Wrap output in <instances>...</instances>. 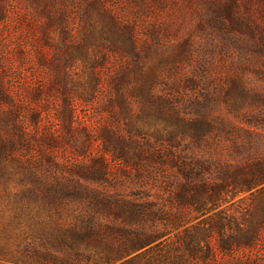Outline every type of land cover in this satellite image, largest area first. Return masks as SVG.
<instances>
[{
  "label": "rangeland",
  "instance_id": "rangeland-1",
  "mask_svg": "<svg viewBox=\"0 0 264 264\" xmlns=\"http://www.w3.org/2000/svg\"><path fill=\"white\" fill-rule=\"evenodd\" d=\"M229 2L234 4L231 5L234 7L233 17L244 23L242 30H231L213 23L216 6L219 8ZM101 9L116 20L122 34L127 31L134 35L138 53L136 49L131 54L118 49L105 53L106 48L95 33L102 26ZM263 30L264 0H0V83L13 96L23 118H28L29 112L41 113L38 128L35 126L37 129H34L38 134L37 147H33L31 154L37 158L43 151L41 147L45 146L43 136L46 131L59 128L56 116L63 111L65 99L73 104L75 124L88 130L92 137L104 128L121 131L128 138L130 125L151 128L152 125L137 118L140 109L134 98L132 100L129 96L132 112L128 111V115L123 114L117 105H114L113 112L104 104L112 96V80L136 61L147 64L149 57L145 58L143 53L145 46H155L159 55L168 58L166 63L159 65L155 90L161 94L166 92L181 103L193 95L203 99L201 94L207 88L206 83L201 81L196 90L183 84L169 88L178 80H187L186 76L197 77L196 69L205 65L218 74V84L226 79L229 83L232 79L247 88L260 86L264 82V53H256L254 48L262 41L259 34H263ZM182 46L186 51L180 55ZM135 54L141 58H135ZM132 79L131 76L130 81ZM93 80L97 84L90 87ZM215 88L212 84L209 91L203 93H213ZM89 93L91 100H83ZM212 112L220 117L227 110L220 103L212 108ZM233 124L232 128L220 129L216 125L207 141L199 148H193L191 154L217 163L235 162L252 154L254 159L264 162V128L249 126L235 118ZM143 134L150 139L147 133ZM130 135L143 140L141 134ZM49 151L54 153L53 158L64 162L74 164L77 158L81 164L99 168L97 163H90L104 158V173L94 183L83 179L81 173L72 171V174L116 197L152 201L155 206L151 212L145 211L144 218L132 225L103 220L105 225L115 223L124 232L141 229L149 236H157L153 241L107 263H102V258L111 251H101L100 247L97 249L90 244L80 249L84 254L82 264H122L127 260L134 262L135 257H138L136 263L147 259L154 264L158 261L160 264H240L242 261L264 264V227L252 249L232 253L218 250L220 234L217 228L210 230L214 223L229 217L245 224L244 216L247 217L259 201L257 192L262 184L221 193L223 199L215 205L207 203L208 199L202 194V209L192 205L179 208L169 189L173 184L170 169L139 173L110 153L102 154L98 140L93 141L80 157L72 156L75 148L71 145ZM25 153L28 152L24 150L22 154ZM67 167L73 168L70 163ZM18 189L15 182L7 188L0 187V264H8L5 259L29 261L33 248L40 246L41 241L44 244L48 242L46 238L39 237L41 227L34 223L35 216L30 220L26 213L14 209L12 194ZM67 209H64L63 216ZM225 230V239L233 238L227 237L231 232L227 228ZM206 234L210 239L205 243L202 238ZM234 237L241 238L242 232L235 231ZM188 245L197 248L195 253L186 249ZM60 251V256H69V250Z\"/></svg>",
  "mask_w": 264,
  "mask_h": 264
},
{
  "label": "trees",
  "instance_id": "trees-1",
  "mask_svg": "<svg viewBox=\"0 0 264 264\" xmlns=\"http://www.w3.org/2000/svg\"><path fill=\"white\" fill-rule=\"evenodd\" d=\"M229 3L219 8L216 6L213 23L231 30H242L244 23L233 17L234 7L231 5L234 4ZM100 12L102 26L95 33L104 44L105 53L118 49L131 54L136 49L134 35L127 31L122 34L116 20L104 10L101 9ZM262 32L259 36L263 39L254 48L256 53H264V30ZM185 51L182 46L179 54L182 55ZM143 53L145 58L149 57L147 64L136 61L121 72L117 79L112 80V96L104 104L113 112L114 105H117L123 114L128 115V111L132 112L129 99L134 98L140 109L137 118L140 122L152 125L151 128H134L130 125L127 128L129 138L121 131L104 128L92 137L88 130L75 124L73 104L65 99L63 111L56 116L59 128L46 131L43 136L45 146L41 147L43 151L41 150L37 158L31 154L33 147H37L38 134L34 129L38 128L41 113L29 112L28 118H23L14 104L13 96L0 83V187L7 188L11 182L19 186L18 191L12 194L14 209L19 213H26L30 220L35 216L34 223L41 227L39 237L48 241L46 244L41 241L40 246L33 248L29 261L5 259L9 261L8 264H82L84 254L80 249L90 244L97 249L100 247L101 251H111L102 258V263H107L122 258L123 253L149 244L157 237L149 236L141 229H127L124 232L115 223H103V220L108 219L121 225H132L144 218L145 211L151 212L155 207L152 201L116 197L80 180L82 177L94 183L100 179L104 173V158L92 160L90 163H97L99 168L81 164L82 161L77 158L74 164L64 162L53 158L54 153L49 151H58L59 147L68 148L71 145L75 148L72 156L80 157L95 140L101 143L102 154L110 153L112 157L131 165L139 173L142 171L150 174L152 170L163 172L170 169L173 173V184L169 189L179 208L192 205L202 209V194L208 199L207 203L215 205L223 199L221 193H231L262 184L257 192L259 201L250 212L252 214L244 216L245 224L229 217L223 222L220 219L210 228L218 229L221 243L218 241L217 248L221 252L232 253L240 249H252L256 245L259 232L264 227V162L254 159L252 154H247L235 162L217 163L191 153L193 148H199L207 141L216 125H219V129L234 127L233 118L249 126L264 128V82L255 88H247L232 79L229 83L226 79L218 84V74L205 65L196 69L197 77L186 76L187 80H178L169 89L183 84L184 87L196 90L203 81L207 85L204 91H209L212 84L216 86L213 93L203 91V99L202 96L193 95L188 101L181 103L178 98L173 100L166 92L161 94L155 90L159 79V65L166 63L168 58L159 55L157 48L152 45L145 46ZM135 58L141 57L135 54ZM131 76L133 79L130 81ZM262 76L264 77V73ZM96 84L97 81L93 80L89 86L94 87ZM90 96L91 93L84 96L83 100L90 101ZM220 103L225 105L227 113L219 117L212 112V108ZM5 107L8 109L5 110ZM160 122L161 126H155ZM130 133L142 135L143 140L134 138ZM143 133H147L150 139L145 138L147 135ZM24 150L28 152L25 155L22 154ZM68 163L73 166L72 169H68ZM213 165L215 167L212 169ZM72 171L81 173L82 176L77 178ZM66 208L67 212L63 216ZM225 228L231 232L227 237L235 238L237 230L242 232V237L226 240ZM209 237L206 234L202 240L206 243ZM62 249L69 250L71 254L60 256ZM122 249L123 252L117 253ZM186 249L193 253L197 250L189 245ZM137 259L135 257L134 262L127 260L122 264H154L147 259L136 263Z\"/></svg>",
  "mask_w": 264,
  "mask_h": 264
}]
</instances>
